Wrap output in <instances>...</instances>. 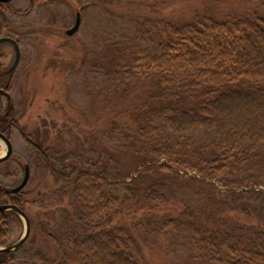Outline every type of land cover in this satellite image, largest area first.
<instances>
[{
	"label": "rangeland",
	"instance_id": "374dc122",
	"mask_svg": "<svg viewBox=\"0 0 264 264\" xmlns=\"http://www.w3.org/2000/svg\"><path fill=\"white\" fill-rule=\"evenodd\" d=\"M10 4L15 11H5V15L11 27L0 35L19 41L21 60L7 76L10 98L0 96V113L11 104L14 110L10 118L14 124L8 132L13 153L0 164V185H19L26 165L30 166V180L23 190L31 232L12 251L8 264H84L76 245L69 241L83 233L84 226L75 218L74 182L60 176L64 167L72 171L88 164L104 170L116 180L115 189L122 199L130 196L132 188L139 194L148 187L172 188L177 199L197 213L205 210L214 195L210 189L215 187L205 182L219 188L228 183L239 191V184L252 180L246 189L255 187L256 174L246 172L238 177L237 172L218 181L206 178L194 166L195 159L209 155L216 143L214 128L175 133L160 126L164 142L144 145V135L137 136V127L131 125L137 119L136 111L141 114L138 119H152L146 109L158 102L159 85L145 81L131 68L139 51L158 45L164 27L192 20L196 13L220 18L264 13V0H12ZM78 13L80 27L69 35ZM1 47L3 68L8 70L16 51L11 43ZM31 142L45 147L49 162L38 163ZM154 148H159V156L150 161L172 164L180 174L168 178L163 190L162 184H153L158 170L144 180L134 179L146 168L145 152L150 156ZM6 150L0 138V156ZM255 188L264 190V183ZM263 200L252 195L249 202L262 206ZM8 220L5 243L0 247L16 243L26 231L20 215ZM140 221L142 226L139 222L136 231L143 233L140 249L145 264H191L189 227H164L158 216L152 224ZM119 224L132 228L131 222Z\"/></svg>",
	"mask_w": 264,
	"mask_h": 264
},
{
	"label": "trees",
	"instance_id": "16d2710c",
	"mask_svg": "<svg viewBox=\"0 0 264 264\" xmlns=\"http://www.w3.org/2000/svg\"><path fill=\"white\" fill-rule=\"evenodd\" d=\"M5 11L15 9L9 2H0V31L11 27ZM161 35L154 49H143L134 56L131 68L145 81L159 85L158 102L146 109L152 119L140 120L136 111L137 119L131 126L137 127V136L144 135V145H155L164 142L160 126L175 133L214 128L217 140L210 154L195 159L200 173L223 181L225 176L249 172L256 174L255 187L264 183V13L226 18L196 13L192 20L164 27ZM3 44L0 89L9 90L7 76L12 71L3 68ZM3 94L0 91V96ZM12 108L11 104L0 113V131L7 136L14 124ZM31 144L39 164L50 161L43 145ZM159 151L154 148L150 156L145 152L146 168L134 179L144 180L158 170L153 184H162L163 190L168 178L180 174L172 164L152 162V158L158 159ZM86 165L60 171V176L74 182L75 218L82 222L84 231L69 241L76 245L84 264H145L140 249L143 233L136 229L139 222L142 226L140 220L152 224L157 216L164 227L190 228L191 264H264V202L262 206L249 202L252 195L264 199V190L253 187L248 191L252 180L239 184V191L228 183L219 188L205 182L215 187L210 189L214 195L204 205L205 210L197 213L177 199L172 188L161 191L148 187L140 194L132 188L130 196L122 199L115 189L116 180L104 170ZM26 197L24 190L14 197L0 185L1 203H12L25 211ZM15 214L18 216L13 210L0 211V244L5 243L8 219ZM120 221L131 222L134 230ZM54 225L58 227L56 222ZM12 253L0 251V264H8Z\"/></svg>",
	"mask_w": 264,
	"mask_h": 264
},
{
	"label": "water",
	"instance_id": "95a60500",
	"mask_svg": "<svg viewBox=\"0 0 264 264\" xmlns=\"http://www.w3.org/2000/svg\"><path fill=\"white\" fill-rule=\"evenodd\" d=\"M11 1L12 0H0V2H11ZM80 24H81V14L78 13L75 25L67 31V34L72 35L75 32H77V30L80 27ZM3 42H10L15 47V51H16L15 61L13 62L11 67L7 70V71H12L19 65V62L21 60L20 44H19L18 40H16L15 38H13L11 36L1 35L0 36V43H3ZM0 91L3 92L4 94H6L10 98V93L9 92H7L6 90H3V89H0ZM0 138L3 141H5V143L7 145L6 153L4 155L0 156V164H1L2 162L7 160L12 155V153H13V144H12L11 139L5 133H3L1 131H0ZM30 176H31V168H30L29 165H26V167H25V175H24V178H23L22 182L19 185L15 186V187H8L6 189V191L8 193H19L28 184V182L30 180ZM6 210L15 211L21 217H23L25 219V221H26L25 234L22 236V238L19 241H17L14 244L8 245V246L0 247V251H7V252L16 251L28 239V237L30 235V232H31V220H30L28 214L23 209L18 207L17 205L9 204V203L0 204V211H6Z\"/></svg>",
	"mask_w": 264,
	"mask_h": 264
},
{
	"label": "flooded vegetation",
	"instance_id": "af4514ba",
	"mask_svg": "<svg viewBox=\"0 0 264 264\" xmlns=\"http://www.w3.org/2000/svg\"><path fill=\"white\" fill-rule=\"evenodd\" d=\"M18 42H19V41H18ZM3 43L5 44V43H10V42H3ZM0 44H2V43H0ZM11 44H12V43H11ZM12 45H13V44H12ZM13 46H14V45H13ZM14 48H15V47H14ZM5 72H7V70H5Z\"/></svg>",
	"mask_w": 264,
	"mask_h": 264
}]
</instances>
